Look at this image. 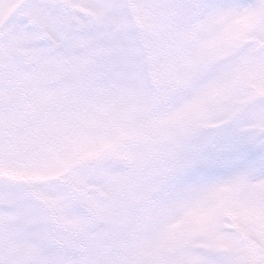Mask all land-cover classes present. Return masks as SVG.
I'll list each match as a JSON object with an SVG mask.
<instances>
[{
    "label": "rangeland",
    "instance_id": "374dc122",
    "mask_svg": "<svg viewBox=\"0 0 264 264\" xmlns=\"http://www.w3.org/2000/svg\"><path fill=\"white\" fill-rule=\"evenodd\" d=\"M13 1L15 2L17 0H0V17L5 15L6 9L10 8V6L14 3ZM70 1L73 4V8L75 7L79 14L83 13L85 10H88L89 13L93 12V13L98 15V12L103 11V10L95 9L91 3H86V0H70ZM90 1L93 3H99L100 7H102L103 4L105 3V0H90ZM32 2H33L32 4L31 3H30V5L28 4L29 6L26 5V7L23 8V10H24L23 14L19 15L20 20H21L20 21L21 24L22 23H24V24L30 23L31 24V22H32L31 16H33V18L36 17V19L44 25H47L50 21H52V23L55 22V20H54L55 8L53 6L49 7L50 2H48V0H42V2L44 3L43 6H40L41 1L39 3H36V1L33 0ZM53 5L56 7V5L54 3H53ZM145 11H147V10L146 9L141 10L142 15L144 16V19H146V17H147L146 14L144 13ZM237 13L238 14H236V22L241 20V15L239 14L241 12L237 11ZM98 18L101 20L100 17H98ZM100 20H98L97 23L94 22L98 28H101L103 25V23ZM0 21H1V18H0ZM157 22H159V19H156V23ZM168 28L169 27L165 28L166 41L168 43H172L173 39L175 38L174 36L178 35L180 32H176V29H174V28H172L171 31H168ZM24 38H25V36H23L21 32H16L14 35H12L11 37H9L6 40L8 42L5 44L8 47L13 48V46L16 45L17 41H21ZM204 50H205L204 44H199V43H196V41H195L185 51H182L183 55L188 56L186 58L185 62L177 60L178 62L185 65V69L183 71V74H187V70H188L187 67L188 66L190 68H195L197 66V64H198L197 59L200 57V55L203 53ZM2 62L4 64V66L6 67V69L4 71H2V73L4 75H8L7 73L9 72V70H11V72L9 73V78L11 80V88L14 87L17 91V94H18V92L20 90L19 87H25V90L27 91V93L30 95H33L35 90H36V86L34 84L30 83L28 80H26V75H23L22 69H23L24 63L21 61L15 60L14 56L7 54L5 50L3 53ZM182 64H180V65L182 66ZM65 78H68L67 84L69 87L73 81V77L71 76V74L67 73ZM208 80L209 79L204 78V80H202V82L205 85L215 83L214 81H208ZM214 87H215V84L212 87L207 86V88L210 90L211 93H212ZM70 90H71V88H70ZM200 90L202 91V95L206 92V90L203 86H200ZM198 91H195V86L191 85L190 94H192L193 96H190V98H187V96L182 98V96H181L175 102H172V103L166 105L165 106L166 111L164 112V115H162L161 121H163L166 118V116L170 113L175 112L179 116V115H181L179 113L193 111L195 109V105H196L195 98L197 100H200L202 98V97L201 98L199 97V94L195 95V92H198ZM1 93H2V89L0 88V94ZM10 93L12 95V93H15V92L12 91ZM14 95H16V93ZM44 96H45V90L43 88H41L35 93V95L31 99H32V101H34V100L36 101L35 98L42 97V99H44ZM217 98H219V94H217ZM27 101H28V99H27ZM64 102H65V100H64ZM24 105L25 106L20 105L21 106L20 109H23V111L28 112L29 111L28 102H25ZM88 106H89V104L82 103V106H80L79 108H74L71 106L68 107V114H70L73 117V120L76 121L75 122L76 128H80L77 126H82L83 124H85L84 121H81V119L85 120V117L78 111V109L82 108L85 110ZM41 113H42V110H41ZM18 114L19 113H17V115ZM39 116H40V114L37 115L35 113H28V115L24 119H26V121H29L31 118H35L36 119L34 121L35 124H39V121H40ZM261 116L264 118V114H261ZM60 118H62V117H60ZM60 118L58 116V119H60ZM78 120H80V121H78ZM47 121L52 123V120H47ZM69 121H70V118H67L66 119V122L68 123L67 129L62 128L58 133H56L54 135V137H52L51 133L46 134V132L43 133L44 131L36 130L33 134H31L28 137L30 139L28 141H26L25 143H23L22 145L27 143V146L33 147L35 144V141L38 139L53 140L57 137H59L58 140L62 141L64 139V141L66 142V141H68V139H67L68 136L74 137V139H71L69 141H74L75 136H77V134H75V132L72 131L71 126H69ZM34 122H32V123H34ZM29 126H30V123H29ZM18 137H22V135L18 134ZM21 139H23V138H21ZM7 149L8 148L4 149V152L0 156L2 158V160H0L1 174L14 175V176H26V175H28V177H30V178H35V177L39 176L38 174H40V171L42 172V169H40V168H42V166H40V167L38 166L39 168L37 167V165H41V162L34 160V162H36L35 163L36 165L32 164V163L27 164L25 162H24L25 164H23V161L16 160L17 154L14 155V158L10 154H8V155L5 154V156H4V153H7ZM21 152H23V151L20 150V151L15 152V153L20 154ZM90 156L93 157L94 154L90 155ZM25 169H26L27 173L23 172V171H25ZM257 171L260 173L259 174L260 176H257V178H260V179L251 180V181L249 180L250 181L249 186L255 187L258 189H263L264 188V174L261 173L259 170H257ZM223 179H224V180H222L223 182L222 181L219 182L220 189H217L218 190L217 195L218 196H224V197L229 199L238 190L232 191V189H233L232 188L230 191H226L225 189L229 190L231 187L236 186L240 182H238L236 180H232V178L229 175L224 176ZM228 180H231V181H228ZM198 184H199V182H197L195 178L194 179H186V180L179 178V179H175L173 181L168 180L165 185L161 186L162 189H160V191L155 192L154 196L157 197L156 202L151 201V202H148L146 205H143L142 210L145 208H148V209L153 208V210H154V211H144L143 217L144 216L146 217L148 215H151L154 217V216H157L160 212L165 213V215H164L163 219L159 218V220L162 221L163 226H161L160 223H153V222H148V221L146 222V226L144 225L143 228H145L144 233L146 236L142 237L140 240V242L143 243V245L138 247V249L140 250V253L138 255L136 254V256H135L136 259H137V256L140 257V255L142 253H144V254L149 253L150 254L151 251H153V250H159V248L162 246V243L168 239V236L172 237V231H174L175 237H179L180 234H182L184 232V230L186 228L185 222H186L187 216L183 215V218L173 219L171 217L172 213L177 212V210H179L178 211L179 213H182V212H184V210L188 206L195 204V205L191 206V207L195 206V211L188 216L189 218H191L189 221H193L195 219L194 216L197 213H198V215H204L208 211V209L213 206V205H211L210 207H205V206H207V203H212L214 201V198L211 197V196H213V192H209V190H206L205 188H199ZM225 185L227 186L226 188H225ZM257 191L260 192L261 190H257ZM206 195H210L211 198L210 197L207 198L206 201L204 202L203 198ZM214 195H216V192L214 193ZM20 196H21V198L26 199L24 194L20 195ZM0 200L7 201L6 197H3V196L0 198ZM215 201L221 204L225 200L221 199L218 201V199L216 198ZM238 201L240 202L239 203L240 205L241 204L245 205L249 211L251 208H254V207H251L253 205V202L251 201L249 203L251 205L250 206L249 204H246V200L243 197H239ZM233 207L235 209H237V206H233ZM109 208H111L110 205L102 206L100 209L95 207V212H96V214H101L103 217H107V216L110 217L109 213L112 211H110ZM161 208H163V209H161ZM263 212L264 211H262V212L258 211L259 216L256 215L257 218L260 216L262 217ZM113 214H114V211H113ZM140 214H141V212H140ZM240 214L243 216V213L241 211H240ZM249 216H251V215L249 214ZM112 217H113V215H112ZM199 217H201V216H198V218ZM7 218H8V223L10 224L11 218L10 217H7ZM254 218H256V217H254ZM78 220L79 219H76L74 217V219H71L69 222L68 221L67 222H68V224L70 223V224H72V226L77 227V226H80L77 223ZM261 221H264V219H261ZM27 222H29V221H27ZM73 223H76V224H73ZM5 224L2 225V229H6ZM248 224L243 225L239 228L242 229L243 233L248 237L247 238L248 240L252 239L255 245H257L258 241H260V244L263 247L264 246V226L259 227V230H258L259 233H258L257 231H255L254 227H250ZM12 227L13 228H11V227L8 228L9 231L11 230V234H10L9 238L8 239L4 238L2 241H0V251H1V253H3L4 256H6V254L9 255L10 252L6 249H9V248L12 249L11 246L15 242H16V244H19L22 249H24V246H22L21 243L17 242L15 237H14L17 228H15L14 226H12ZM227 227L229 228L228 231H230L232 225L228 224ZM67 229H69V228H67ZM228 231L225 234V236L229 239L230 244H228V241L222 240L223 246H228L227 250L230 254L233 255L234 258H236V259L242 258L246 252V249L243 247L242 242L237 240L236 238H234L232 235L228 234ZM83 233H82V235H83ZM77 234L78 235H76V238L78 239L80 236L78 231H77ZM215 237L217 240H219V237H217V236H215ZM65 238H66V236H65ZM66 239L69 240L68 236ZM89 240H90V243H88L89 244L88 248H89V251L90 250L92 251L91 245H92L93 241L91 239H89ZM93 240H94V238H93ZM117 241H118V239H116V242ZM10 242L12 244H10ZM88 244H87V246H88ZM97 248L100 249L99 247H97ZM155 254H158V251H156ZM154 255H153V257H154Z\"/></svg>",
    "mask_w": 264,
    "mask_h": 264
},
{
    "label": "snow or ice",
    "instance_id": "6c2138e0",
    "mask_svg": "<svg viewBox=\"0 0 264 264\" xmlns=\"http://www.w3.org/2000/svg\"><path fill=\"white\" fill-rule=\"evenodd\" d=\"M72 199L69 194L61 203V209L63 215H74V204H70ZM6 200L9 202V207L5 209L4 215L6 217H12L16 219H22L30 217L35 224H39L41 229L39 231H33L26 233V239L29 242H34L38 249V257L34 260L27 261L25 264H65L63 257L58 253L51 251V236L55 231L59 230L60 216L57 213H53L51 217L48 212L42 208H38L32 205L26 199L16 196L15 194H7ZM12 227L6 222V230ZM0 264H17L16 261L10 259L0 260ZM241 264H244L242 261ZM264 264V261H261Z\"/></svg>",
    "mask_w": 264,
    "mask_h": 264
}]
</instances>
